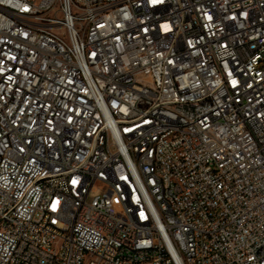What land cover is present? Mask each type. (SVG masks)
Segmentation results:
<instances>
[{"label":"built area","instance_id":"built-area-1","mask_svg":"<svg viewBox=\"0 0 264 264\" xmlns=\"http://www.w3.org/2000/svg\"><path fill=\"white\" fill-rule=\"evenodd\" d=\"M0 264H264V0H0Z\"/></svg>","mask_w":264,"mask_h":264}]
</instances>
